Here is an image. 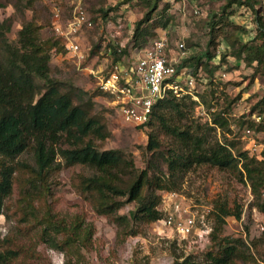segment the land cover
Here are the masks:
<instances>
[{"label": "rangeland", "instance_id": "obj_1", "mask_svg": "<svg viewBox=\"0 0 264 264\" xmlns=\"http://www.w3.org/2000/svg\"><path fill=\"white\" fill-rule=\"evenodd\" d=\"M72 1L36 0L34 7H25V17H22L12 3L0 0V20L10 19L12 26L8 36L13 44H18L19 31L25 19L34 18L43 26L39 34L45 40L57 36L52 23L54 11L59 9L65 18L69 17ZM83 1L93 20V26L79 34L86 59L80 61L66 52L53 51L51 75L64 85L86 91V98L89 94L92 97V113L104 121L110 132L105 141H97L100 150H120L132 157L136 168L142 170L149 155V133L154 131L159 135L163 150L172 148L185 158L194 145L193 138L182 139L167 133L169 129H165L167 127L163 124L168 123L180 126L192 136H201L205 149L218 142H234L235 153L246 150L264 161V74L262 71L255 72L254 66L232 55L224 34L219 37L218 46L210 49L216 56L210 60L208 69L203 65L196 67V62L191 66L196 83L192 92L197 98L191 94L177 96L179 104L173 106L168 103L162 109V116L153 115L152 124L147 127L126 123L113 98L98 85L97 74H106L114 64V49L120 53L127 47L122 61L128 65L163 35L168 39L170 55L178 63L183 57L195 54L207 61L209 21L213 13L220 12L226 0H160L152 23L159 21L163 25L154 29L156 35L150 37L147 43L137 47L133 41L136 22L148 11L143 0ZM260 1L261 5L257 4L256 8H262L260 14L264 17V0ZM26 2L24 0V4ZM197 10L200 13H196ZM255 18L252 10L246 7L237 9L230 17V22L245 29L236 31L242 41H249L256 34ZM231 27L225 26L224 29L228 32ZM180 44L185 45L184 54ZM217 114L227 119L226 126L214 123ZM258 115L262 118L260 122L256 120ZM248 128L254 132L258 147L255 153L247 150ZM13 161L35 166L33 148H28ZM55 164H58L57 169L48 176L47 184L37 183L31 204L23 205L21 202L29 186L25 183V176L18 174L14 192L6 198L3 214L0 215V249L9 245L8 238L24 253L33 254L39 264H66L67 261L72 264H206V252L211 247L215 225L214 204L218 198H223L231 207L241 206L243 213L240 219L234 216L226 218L222 238L242 239L246 253L259 264H264V212L253 206L251 183L239 179L229 169L209 163H194L188 169L181 165L177 167L173 177L176 184L174 191L198 204L200 210L210 208L208 225L212 227L205 238L196 235L192 239H181L174 232L159 229L154 224L141 226L138 233H131L137 230V224L130 215L136 208L135 202H127L110 215L99 214L91 201L78 191L75 183L77 175H92L94 170L84 164L67 166L59 153ZM169 174L165 164L162 177L167 178ZM164 192L159 190L157 194L162 197ZM47 205L53 213L58 212L68 220L85 216V226H95L91 241L76 244L74 249L69 250L51 247L41 238L42 217L46 214ZM159 206L162 208L163 202ZM252 240H257V248L253 247Z\"/></svg>", "mask_w": 264, "mask_h": 264}, {"label": "trees", "instance_id": "obj_2", "mask_svg": "<svg viewBox=\"0 0 264 264\" xmlns=\"http://www.w3.org/2000/svg\"><path fill=\"white\" fill-rule=\"evenodd\" d=\"M7 1L25 17V7H34L36 0H27L25 4L24 0ZM143 1L148 11L136 22L133 35L135 47L147 43L150 37L156 35L154 29L163 25L159 21L152 23L160 0ZM257 4L261 5V1L226 0L220 12L213 13L209 21V47L205 52L207 61L196 54L189 58L185 56L177 63V73L194 75L191 70L193 62H196V67L203 65L208 69L210 60L216 56L210 49L218 46V39L224 34L231 54L254 66L255 72L262 71L264 74V17L260 14L262 8H256ZM244 7L252 10L257 24L256 34L246 42L236 34L237 30L244 28L230 22L237 9ZM229 25L233 27L227 32L224 27ZM11 26L10 19L0 20V215L3 214L6 198L14 192L19 173L25 176V183L29 186L21 202L23 205L31 204L37 183L47 184L48 176L57 169L55 162L58 153L67 166L84 164L94 170L92 175H77L75 183L78 191L91 201L99 214L107 216L127 202L136 203L130 215L137 224V230L131 233H138L141 226L154 224L162 218L159 209L162 197L157 192L174 191L176 184L173 177L179 165L188 169L194 163H209L231 170L239 179L251 183L253 206L264 212V161L246 150L235 153L234 142H218L205 149L201 136H192L191 132L180 126L164 123L165 129H169L167 133L182 139L193 138L194 145L185 158L172 148L163 150L159 135L154 131L149 133V155L142 170L136 168L132 157L120 150H100L97 141H105L110 132L104 121L92 113V97L89 94L86 98V91L64 85L51 75L52 52H66L63 38L53 36L42 40L39 33L43 26L33 18L24 20L18 44H13L8 36ZM126 53L127 47L120 53L114 49V63L122 61ZM209 71L213 72L212 69ZM168 103L177 106V96L170 93L159 100L152 116H162V109ZM214 123L223 127L228 121L222 114H217ZM150 124L152 118L145 126L139 127ZM65 144L66 147L63 146ZM30 147L34 150L35 166L13 161ZM165 164L171 174L167 178L162 177ZM242 213L239 205L231 207L223 198L215 201V225L211 247L206 252V264H259L246 253L242 239L231 240L221 236L226 218L234 216L240 219ZM42 218L41 238L59 250L74 249L79 243L86 244L95 232L93 224L85 226V216L68 220L58 212L53 213L49 205ZM7 240L9 245L0 249V264H39L33 254L24 253L20 246ZM252 245L257 248V240H252ZM66 264L72 263L67 261Z\"/></svg>", "mask_w": 264, "mask_h": 264}, {"label": "built area", "instance_id": "obj_3", "mask_svg": "<svg viewBox=\"0 0 264 264\" xmlns=\"http://www.w3.org/2000/svg\"><path fill=\"white\" fill-rule=\"evenodd\" d=\"M69 17L65 18L61 10L54 11V31L65 42L66 54L86 59L85 50L79 40V34L93 26V20L83 0H73ZM196 13H200L199 10ZM185 53V45L180 44ZM166 35L154 41L137 58L125 65L123 61L114 63L106 74H97L99 88L109 94L117 106L123 120L136 126H145L152 118L155 104L170 93L175 96L191 94L196 86L192 73H177L178 61L170 55ZM197 98L196 96H194ZM261 115L256 117L261 121ZM253 130L248 128L247 150L258 151ZM162 218L154 225L168 229L181 239H192L196 235L205 238L212 230L208 225V210H200L198 204L178 191H166L162 194ZM160 204V205H161Z\"/></svg>", "mask_w": 264, "mask_h": 264}]
</instances>
